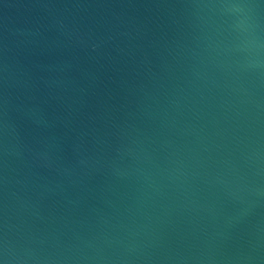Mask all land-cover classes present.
<instances>
[{"label": "water", "instance_id": "1", "mask_svg": "<svg viewBox=\"0 0 264 264\" xmlns=\"http://www.w3.org/2000/svg\"><path fill=\"white\" fill-rule=\"evenodd\" d=\"M0 261L264 264V0H0Z\"/></svg>", "mask_w": 264, "mask_h": 264}, {"label": "clouds", "instance_id": "2", "mask_svg": "<svg viewBox=\"0 0 264 264\" xmlns=\"http://www.w3.org/2000/svg\"><path fill=\"white\" fill-rule=\"evenodd\" d=\"M232 7H233V8H239L240 6H238V5H233Z\"/></svg>", "mask_w": 264, "mask_h": 264}, {"label": "snow or ice", "instance_id": "3", "mask_svg": "<svg viewBox=\"0 0 264 264\" xmlns=\"http://www.w3.org/2000/svg\"><path fill=\"white\" fill-rule=\"evenodd\" d=\"M0 264H2V261H0Z\"/></svg>", "mask_w": 264, "mask_h": 264}]
</instances>
